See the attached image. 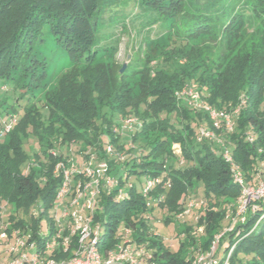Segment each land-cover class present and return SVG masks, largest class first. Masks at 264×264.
I'll return each instance as SVG.
<instances>
[{
	"label": "trees",
	"instance_id": "16d2710c",
	"mask_svg": "<svg viewBox=\"0 0 264 264\" xmlns=\"http://www.w3.org/2000/svg\"><path fill=\"white\" fill-rule=\"evenodd\" d=\"M123 35L135 46L120 73L116 57ZM161 37L172 39L170 51L150 46ZM47 41L75 69L62 78L61 93L39 108L40 101H27L44 90L48 63L38 56V47ZM99 57L107 61L95 63ZM0 80V211L14 208L7 220L28 241L40 247L44 219L53 232L48 212L62 182L56 164L68 167L71 161L80 167L73 157L83 163L88 153L95 166L107 164L105 177L115 183L100 188L93 211L102 255L120 243L124 228L154 263L192 264L193 250L201 246L196 240L183 253L180 242L173 252L151 233V224L155 209L166 215V225L180 213L187 215L183 198L197 194L194 199L206 205L198 220L212 236L205 251L220 235L219 264H264V197L249 202L243 222L230 231L221 228L223 213L210 210L241 197L225 151L247 186L264 157V0H0ZM193 85L200 102L230 114L231 132L222 124L215 129L206 111L180 102L178 93ZM6 91L15 98L9 110L3 109ZM133 117L139 119L130 147L121 144L124 129L118 123ZM46 121L52 123L43 126ZM199 129L214 139L200 137ZM29 136L40 148L26 155L23 144ZM72 141L79 143L76 150ZM171 142L180 153L171 150ZM175 158L187 166L167 170ZM155 179L145 196L146 181ZM129 180L140 187L127 185ZM38 209L43 212L35 217L32 211ZM185 223H179L178 237L188 232Z\"/></svg>",
	"mask_w": 264,
	"mask_h": 264
},
{
	"label": "built area",
	"instance_id": "2783aa9c",
	"mask_svg": "<svg viewBox=\"0 0 264 264\" xmlns=\"http://www.w3.org/2000/svg\"><path fill=\"white\" fill-rule=\"evenodd\" d=\"M192 87L188 88V95L194 100L192 106L206 111L215 129H219L222 124L226 131L231 132L233 124L230 114L200 102L197 99L199 95ZM236 113L237 111L233 114ZM126 123L132 124L134 121L130 119ZM6 127L9 129L10 125ZM199 136L214 139L213 133L205 129H199ZM223 158L231 165L234 182L241 187L238 206L239 214L243 215L249 202L264 197V182L255 186L245 185L241 173L233 164L227 151L224 152ZM55 172L61 173L62 182L56 193L55 203L48 212L49 218L52 220L53 232H49L46 227L45 233H42L40 228L37 237L45 239L38 247L35 240L28 241L24 233L22 235L19 229L12 228L11 222L4 220L3 214L7 210L1 208L0 250H2V257H0V264H156L143 247L134 246L128 229L122 230L120 243L105 256L102 255L98 245L99 228L92 220L100 188L108 189L115 186L109 176L105 177L107 172L105 162L99 163L96 167H89L84 163H82V167L81 165L78 167L71 164V161L67 167L58 162ZM81 175H83V180H81ZM74 176L77 177L75 181L72 179ZM101 179H104V182H101ZM156 182H158L156 179L146 181L143 189L145 196ZM118 192V197H121L120 191ZM193 202L190 200L187 204L188 209H185L183 214H189V209L197 205ZM32 212L36 217L37 213L43 211L38 209ZM48 235L49 237H47ZM219 238L220 235L215 236L208 250L197 255L192 264H219L216 256Z\"/></svg>",
	"mask_w": 264,
	"mask_h": 264
},
{
	"label": "rangeland",
	"instance_id": "374dc122",
	"mask_svg": "<svg viewBox=\"0 0 264 264\" xmlns=\"http://www.w3.org/2000/svg\"><path fill=\"white\" fill-rule=\"evenodd\" d=\"M172 39L171 38H167V37H161L158 39H154V41L151 43V47L152 46H158L160 48H163L164 50H169L172 49L173 45H172ZM204 41H197L192 43L194 46H197L199 44H202ZM47 43H49V41H47ZM135 46V42L130 40L126 35H123L119 44V52L117 54L116 57V61H117V66L120 67L119 71L122 69V67L124 65H127V62L131 59V56L128 55L129 53H133V48ZM38 56L40 58H45L46 59V63L47 67H48V74L47 77L45 79V86H44V90L43 91H35L34 93V97L30 98V100L27 101V103L31 104L33 102H39L38 105L43 104V102H45L47 97H52V95L54 93H58L59 95V91L61 93L60 90V82L62 80V78L65 77H69L73 74L75 66L70 63L68 61V59L66 58V56L64 55V53H62L60 50L56 49V47L52 44H43L42 46L38 47ZM107 61L106 58L103 59V57H99L95 59V63L98 62H105ZM137 78L131 79L129 80V85H134V83L137 81ZM0 84H1V80H0ZM195 85H193L192 88H194ZM195 91V90H194ZM6 97H3V99H5V102L3 104V109L6 108L9 110V106L13 103L14 98V94H12L11 91H6ZM179 92V91H178ZM182 92H184L182 94ZM186 92V93H185ZM194 93V92H193ZM3 93L0 92V97L2 96ZM18 94V93H17ZM15 95V97L17 96H23V95ZM189 92H188V87H184L180 93H178L177 97H179L178 99H180L181 103L185 104H189L191 108H193V98L189 97ZM4 95V94H3ZM199 95V94H198ZM201 98V97H200ZM198 96V100H201ZM2 99V98H1ZM3 101V100H1ZM0 101V102H1ZM205 104V102H202ZM42 105L39 106V108ZM194 109V108H193ZM42 112V111H41ZM3 114V113H1ZM139 119L138 117H133L131 118V120L134 121V123L132 124H127L126 121H122V122H117L122 129H124V133H123V138L121 140V144L124 145H129L131 147V135L134 133V130L136 131L137 126L136 125V119ZM48 123H52V121H46L44 122L43 126H46V124ZM8 126V125H7ZM14 126V123H12V126L8 129V127L5 126V133H8L12 130V127ZM119 126V127H120ZM132 127L131 129H129L128 127ZM135 127V128H134ZM120 128V129H121ZM8 139V136L6 138V140ZM71 147L72 150H76V147L79 145L78 142H71ZM74 145H76V147H74ZM40 148L39 143L36 141V139L32 138V136H29L24 144H23V151L25 152L26 155H31L34 152H36L38 149ZM170 148L171 150L173 149L176 154L180 153L179 152V146L177 143H170ZM53 153H57L55 150H51ZM71 155V154H70ZM120 157V156H119ZM70 158V157H69ZM76 161L75 163L81 165L82 160L81 158L77 157H73ZM70 161V159H69ZM84 164H87V166H91V167H96L99 163H97V165L95 166L94 164V160L93 158L88 155V153L85 155V159L83 161ZM27 166V162L24 161L22 162V164L20 165V170L25 171ZM167 170L169 169V167H173L175 169H182L185 168L187 165L180 163L179 160L173 159L170 160L169 163L167 164ZM257 176L255 178V180H253V182L249 185L252 186L255 184V181H259L260 182H264V177L262 179V176L264 175V157L261 161V165L258 167L257 169ZM135 185L138 188L140 187V185L133 181V180H129L127 185ZM142 185H144V183H142ZM199 193V191H198ZM197 194H194L193 196L191 195V199L188 197H184L183 199V206L185 209H188L187 204L190 202V200H193L194 205L190 210V214L187 215H181L180 214L175 217L174 222L166 225L164 223V217L166 216L162 211L159 212L158 209H155L153 211V220H152V224H151V233L154 235H157L159 238H161L167 246L171 247L173 252L177 250L178 246L180 245V242H183V247H182V253L186 250L189 249L188 243L191 241V239L196 240L197 244L201 245L197 250H193V254H192V261L194 260V258L201 254V253H205V243H209L212 236L210 235V233H208L207 229V225L205 222H199L198 218L201 215H204V210L206 208V205H203L200 203V199H194L196 197ZM190 197V196H189ZM223 206L221 207H213L210 208V210L217 212V211H221L223 213V218H222V222H221V228L224 231H230L231 228H233L236 223H242L243 222V217L242 215L239 214V206H238V198L236 201H232L231 199H225L224 202L222 203ZM3 209H6L7 211L5 212V214H3V218L4 220H7L6 214L9 212H13L14 208L10 205H8V207H1ZM221 208V209H220ZM4 211V210H2ZM18 213L20 216L23 215V212L21 209L18 210ZM23 217V216H22ZM185 221V225H187L188 232H184L179 234V237L177 236V232L179 230L178 226L179 223H181L182 221ZM7 222H10V220H7ZM12 226V224H11ZM14 229H19V228H14ZM124 228H121V232ZM20 230V229H19ZM42 233H45L46 231V223H45V219L42 222V227H41ZM21 231V230H20ZM22 233V231H21ZM187 234L189 235V237L187 236ZM215 234V233H214ZM23 235V233H22ZM218 236V235H217ZM131 239V238H130ZM196 247V246H195ZM193 247V248H195ZM145 249V248H144ZM147 251V249H145ZM219 255H223L222 252V246L220 245V249L218 250ZM0 257H2V250H0ZM227 261V260H226Z\"/></svg>",
	"mask_w": 264,
	"mask_h": 264
},
{
	"label": "water",
	"instance_id": "95a60500",
	"mask_svg": "<svg viewBox=\"0 0 264 264\" xmlns=\"http://www.w3.org/2000/svg\"><path fill=\"white\" fill-rule=\"evenodd\" d=\"M125 67H126V65H124V66L122 67V69L120 70V73H123V72H124Z\"/></svg>",
	"mask_w": 264,
	"mask_h": 264
}]
</instances>
